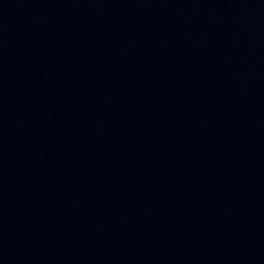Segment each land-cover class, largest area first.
I'll use <instances>...</instances> for the list:
<instances>
[{
	"label": "water",
	"instance_id": "1",
	"mask_svg": "<svg viewBox=\"0 0 264 264\" xmlns=\"http://www.w3.org/2000/svg\"><path fill=\"white\" fill-rule=\"evenodd\" d=\"M0 264H264V0H0Z\"/></svg>",
	"mask_w": 264,
	"mask_h": 264
}]
</instances>
